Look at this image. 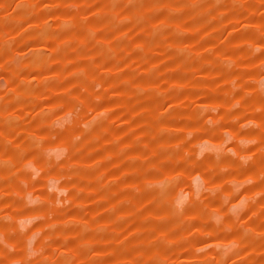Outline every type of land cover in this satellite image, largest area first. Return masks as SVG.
Returning <instances> with one entry per match:
<instances>
[{"label": "rangeland", "instance_id": "374dc122", "mask_svg": "<svg viewBox=\"0 0 264 264\" xmlns=\"http://www.w3.org/2000/svg\"><path fill=\"white\" fill-rule=\"evenodd\" d=\"M0 264H264V0H0Z\"/></svg>", "mask_w": 264, "mask_h": 264}]
</instances>
